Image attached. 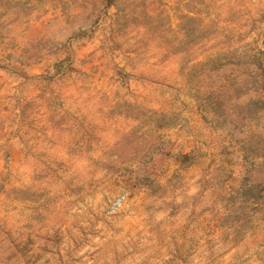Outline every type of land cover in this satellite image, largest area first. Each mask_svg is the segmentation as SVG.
Here are the masks:
<instances>
[{"label": "rangeland", "instance_id": "obj_1", "mask_svg": "<svg viewBox=\"0 0 264 264\" xmlns=\"http://www.w3.org/2000/svg\"><path fill=\"white\" fill-rule=\"evenodd\" d=\"M0 264H264V0H0Z\"/></svg>", "mask_w": 264, "mask_h": 264}]
</instances>
